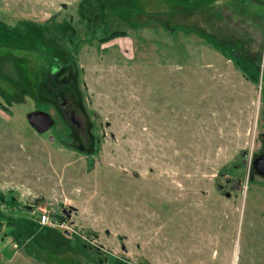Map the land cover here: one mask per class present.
<instances>
[{"label": "rangeland", "instance_id": "1", "mask_svg": "<svg viewBox=\"0 0 264 264\" xmlns=\"http://www.w3.org/2000/svg\"><path fill=\"white\" fill-rule=\"evenodd\" d=\"M4 101L0 264H264V0H0Z\"/></svg>", "mask_w": 264, "mask_h": 264}, {"label": "water", "instance_id": "2", "mask_svg": "<svg viewBox=\"0 0 264 264\" xmlns=\"http://www.w3.org/2000/svg\"><path fill=\"white\" fill-rule=\"evenodd\" d=\"M27 121L29 125L38 133H45L49 131L54 124L52 117L44 111H32L27 115ZM246 154L244 153L243 156ZM251 167L254 175L264 178V153H261L260 156L254 159L251 162ZM253 179V176L251 177ZM234 189H237L239 184L232 181Z\"/></svg>", "mask_w": 264, "mask_h": 264}, {"label": "built area", "instance_id": "3", "mask_svg": "<svg viewBox=\"0 0 264 264\" xmlns=\"http://www.w3.org/2000/svg\"><path fill=\"white\" fill-rule=\"evenodd\" d=\"M38 223L41 226H52L55 224V222H52V220L50 219V216L47 213H42L40 214L39 218H38ZM59 227H65L64 224H59Z\"/></svg>", "mask_w": 264, "mask_h": 264}, {"label": "trees", "instance_id": "4", "mask_svg": "<svg viewBox=\"0 0 264 264\" xmlns=\"http://www.w3.org/2000/svg\"><path fill=\"white\" fill-rule=\"evenodd\" d=\"M183 1H187V0H183ZM251 66H252V65H251ZM252 69H253V71H255V73L258 72L256 66H252ZM7 99H8V96L6 97V100H7ZM9 100H11V99L9 98ZM4 102H5V101H4ZM5 104H6V105H4L3 103L0 102V109H3L4 111H5V110H9L8 103L5 102Z\"/></svg>", "mask_w": 264, "mask_h": 264}, {"label": "flooded vegetation", "instance_id": "5", "mask_svg": "<svg viewBox=\"0 0 264 264\" xmlns=\"http://www.w3.org/2000/svg\"><path fill=\"white\" fill-rule=\"evenodd\" d=\"M57 97H58V98H56V95H55V98H56V99H60V100L62 101L61 104L67 106V102H66L65 99L63 100V99H62L61 97H59L58 95H57ZM262 151H263V153H264V139H263V150H262Z\"/></svg>", "mask_w": 264, "mask_h": 264}, {"label": "crops", "instance_id": "6", "mask_svg": "<svg viewBox=\"0 0 264 264\" xmlns=\"http://www.w3.org/2000/svg\"><path fill=\"white\" fill-rule=\"evenodd\" d=\"M38 225H39V223H38ZM39 226H41V225H39ZM41 227H47V226H41Z\"/></svg>", "mask_w": 264, "mask_h": 264}]
</instances>
